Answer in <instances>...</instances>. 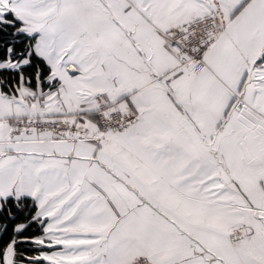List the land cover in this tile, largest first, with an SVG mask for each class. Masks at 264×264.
I'll use <instances>...</instances> for the list:
<instances>
[{"label":"snow or ice","instance_id":"6c2138e0","mask_svg":"<svg viewBox=\"0 0 264 264\" xmlns=\"http://www.w3.org/2000/svg\"><path fill=\"white\" fill-rule=\"evenodd\" d=\"M0 264H264V0H0Z\"/></svg>","mask_w":264,"mask_h":264}]
</instances>
